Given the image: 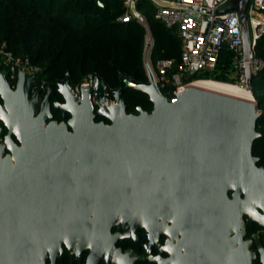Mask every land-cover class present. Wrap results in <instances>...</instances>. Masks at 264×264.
<instances>
[{
  "label": "water",
  "instance_id": "1",
  "mask_svg": "<svg viewBox=\"0 0 264 264\" xmlns=\"http://www.w3.org/2000/svg\"><path fill=\"white\" fill-rule=\"evenodd\" d=\"M248 1L233 0L218 11L239 12L247 46ZM145 59L148 82L125 76V85L110 92L96 77L94 105L90 88L78 102L70 79L61 83L65 103L54 104L61 121L51 112L53 88L36 112L35 74L20 68L13 87L0 67L5 143L13 157L28 158L31 171H55L49 178L58 187L49 194L55 201L43 199L37 212L16 209L0 193V264H46L47 254L54 259L63 243L72 259L89 249L86 264H135L115 243L125 237L139 246L140 228L151 238L148 252L152 234L177 240L161 248L170 251L168 258L149 255L154 264H252L256 254L249 251L253 238L245 239L246 227L264 228V166L253 153L261 135L257 103L193 86L170 102L148 51ZM124 88L147 94L151 111L127 112Z\"/></svg>",
  "mask_w": 264,
  "mask_h": 264
},
{
  "label": "trees",
  "instance_id": "2",
  "mask_svg": "<svg viewBox=\"0 0 264 264\" xmlns=\"http://www.w3.org/2000/svg\"><path fill=\"white\" fill-rule=\"evenodd\" d=\"M101 3V5L98 3ZM125 0H0V48L6 46L14 56L40 66L38 81L57 87L70 79L81 84L89 74L102 79L109 91L125 85L124 77L136 83L148 82L144 65L145 27L135 18L118 20L126 12ZM138 10L147 18L155 41L151 59L156 65L165 58L174 59L169 75L182 63L183 40L177 30L155 19V7L148 0H139ZM258 53L264 57V37L258 43ZM232 54L223 49L213 70L204 69L184 76V82L195 79L233 81L230 76ZM257 107L261 114L256 128L261 133L253 142V153L264 166V71L252 78ZM170 91L163 93L171 96ZM127 112L141 107L151 111L149 96L124 88L122 92ZM98 116L96 120H103ZM249 233H259L264 241V228L249 223Z\"/></svg>",
  "mask_w": 264,
  "mask_h": 264
},
{
  "label": "built area",
  "instance_id": "3",
  "mask_svg": "<svg viewBox=\"0 0 264 264\" xmlns=\"http://www.w3.org/2000/svg\"><path fill=\"white\" fill-rule=\"evenodd\" d=\"M148 1L155 7V19L163 22L166 27L177 30L181 40H183L182 63L177 72L169 75V71L175 64L174 59L171 58L159 60L155 71H153L162 92L163 89L170 91L169 86L173 87L171 96L165 94L170 102H175L178 93L191 86L195 80H200L195 79L194 81L184 82V76L195 73V71L216 68L223 49H227L232 54L230 76L233 81L227 83H235L247 88L249 91L252 90L253 76L264 71V57L258 53V43L264 37V0L248 1V46L244 38L239 12L233 9L218 12L227 9L229 3L233 0ZM138 2L139 0H125L124 5H126L127 10L118 20L130 21L135 18L138 22L146 21V16L138 10ZM146 22L148 23V21ZM146 26H150L149 23ZM146 41L149 45L152 44L150 38ZM148 47L149 56L152 47ZM0 67L15 84L20 68H23L25 72L35 74V80H37V74L41 72L40 66L32 64L27 58L14 56L11 51L7 50L5 45L0 48ZM96 77L89 74L81 84L74 85L78 102L84 99L81 90L88 88L92 90L90 93L92 99H95L93 91ZM44 86H46L45 80H37L33 91L44 88ZM108 96H110V93H108ZM110 97V100L114 102L113 97ZM92 103L94 105L93 101ZM252 236L253 238L255 236V238L259 237L258 232H254Z\"/></svg>",
  "mask_w": 264,
  "mask_h": 264
},
{
  "label": "flooded vegetation",
  "instance_id": "4",
  "mask_svg": "<svg viewBox=\"0 0 264 264\" xmlns=\"http://www.w3.org/2000/svg\"><path fill=\"white\" fill-rule=\"evenodd\" d=\"M8 81L15 87L14 81H11L8 76L6 75ZM35 80V84H36ZM65 83V82H64ZM54 87L53 85L46 84L44 88L35 89L39 91V104L36 107V112L39 111L40 103L44 100V96L49 89L54 90L51 97V112L54 115V119L59 121L63 120L60 118L59 111L54 109V104L56 101H60L61 103H65V98L61 95L58 91L59 85ZM35 86V85H34ZM34 89V88H33ZM71 90L74 94H76L74 85L71 83ZM92 92V90H91ZM90 92V93H91ZM81 93L83 94L82 90ZM89 93V96L91 94ZM94 94V92H93ZM92 97V96H91ZM93 98V97H92ZM95 103L96 99H92ZM0 103H3V99L0 96ZM65 120L67 121L70 118V115L66 113ZM50 120H48L49 122ZM0 126L2 127V132L0 134V145L3 144L1 157H0V193H4L9 202L12 201V206H14L18 210H25V211H34L40 210L43 199L46 201H55V198L51 197L49 194H54L55 191L58 190L56 187L55 182L50 179L49 177L55 174L53 170H42V169H35V171H31L28 167L29 160L27 157H19V159L13 157L12 152L8 149L7 144L5 143V136L7 134V129L4 126L3 121L0 118ZM13 140L15 143L21 145L19 140L15 136H13ZM10 155L9 157H7ZM48 194V197L44 195ZM12 197V198H11ZM249 222L246 227V238H253L252 234H248L249 231ZM117 232L115 227L112 228V233ZM122 230L120 231V233ZM148 230L144 228H140L136 231L137 239H139L140 243L139 246L133 244L129 239L120 237L115 243L116 248H121L122 253L130 254V257H135L136 261L135 264H154L150 262L149 255L152 254L153 256H161L163 259L168 258L170 255V251L164 250L161 251V248L167 243V239H171L174 245L177 244V240H173L167 235L165 232L162 231L158 234H152L155 236V245L151 252L147 251V244L151 240V238L147 237ZM259 235V233H258ZM28 239L27 236H24ZM256 237V236H255ZM253 238L252 246L250 247L249 251L255 252L254 260L252 264H264L262 260V253L260 252L261 249H264V241L261 240L259 237ZM89 249H84L82 251L81 259L75 257L74 259L70 258L69 249L67 248L66 244H62V252L57 251L55 254V258L52 259L51 255L48 253L45 263L52 264L53 261L55 264H86L87 256L89 254ZM43 260L42 258H40ZM98 264H106L105 261L102 259Z\"/></svg>",
  "mask_w": 264,
  "mask_h": 264
},
{
  "label": "bare ground",
  "instance_id": "5",
  "mask_svg": "<svg viewBox=\"0 0 264 264\" xmlns=\"http://www.w3.org/2000/svg\"><path fill=\"white\" fill-rule=\"evenodd\" d=\"M193 87H198L210 92H217L228 96H234L241 99H244L246 101H251L252 98H254V95L251 91H249L247 88L241 87L240 85H237L235 83H227V82H221L218 80H207V79H200L195 80L191 84Z\"/></svg>",
  "mask_w": 264,
  "mask_h": 264
},
{
  "label": "rangeland",
  "instance_id": "6",
  "mask_svg": "<svg viewBox=\"0 0 264 264\" xmlns=\"http://www.w3.org/2000/svg\"><path fill=\"white\" fill-rule=\"evenodd\" d=\"M145 16V15H144ZM146 18V17H145ZM147 21V19H146ZM146 21L144 22H139V23H142L145 27V30H146V33H145V38H144V41H145V45H144V52H143V59H144V65H145V69H146V74H147V68H146V56H147V48H149L148 46H150L151 48V54L148 56V59L149 60V63L153 69V71H155V68H156V63L153 62V60L151 59V55H152V50L154 48V45H155V41L153 40V36H152V33H151V27L150 26H146V24H148ZM150 25V24H149ZM148 38H150L152 40V44L149 45V43L146 41ZM150 41V40H149ZM151 42V41H150ZM148 77V75H147ZM222 82V81H221ZM252 92V90H251ZM253 95H254V98H252L251 101H254L255 103H257V100H256V97H255V94L253 92Z\"/></svg>",
  "mask_w": 264,
  "mask_h": 264
},
{
  "label": "crops",
  "instance_id": "7",
  "mask_svg": "<svg viewBox=\"0 0 264 264\" xmlns=\"http://www.w3.org/2000/svg\"><path fill=\"white\" fill-rule=\"evenodd\" d=\"M234 4H235V3H233V1H231V2L229 3L228 8L231 7V6H233Z\"/></svg>",
  "mask_w": 264,
  "mask_h": 264
}]
</instances>
